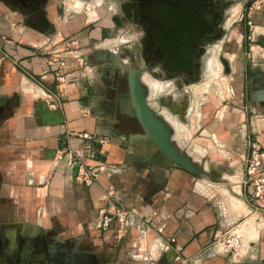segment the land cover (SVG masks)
<instances>
[{"label": "crops", "instance_id": "crops-1", "mask_svg": "<svg viewBox=\"0 0 264 264\" xmlns=\"http://www.w3.org/2000/svg\"><path fill=\"white\" fill-rule=\"evenodd\" d=\"M56 2L50 0L41 25L0 1V170L6 177L11 174L17 183L13 189L21 186L15 195L36 208L43 227L53 225L69 236L87 234L112 254L126 253L137 230L129 227L121 243L114 239L115 221L104 230L98 227L100 210L117 206L149 219L143 226L149 227L151 248L166 264H264V213L253 212L242 182L247 138L264 144V114L220 115L207 124L200 140L225 148L219 153L228 158L215 170L218 177L208 176L202 164L198 175L168 164L150 143L129 139L130 132L120 129L114 112L103 105L99 68L110 62L93 63L92 54L109 50L117 61L121 43L107 41L112 25L93 23L91 10L78 11L68 1L57 13ZM262 9L253 15L256 25L248 36L240 22L237 49L242 37L253 42L264 37V4ZM70 39L77 43L70 45ZM222 41L224 47L229 40ZM52 45L61 48L64 64H47L46 49ZM257 46L264 56V42ZM110 54L104 59L110 60ZM60 67L67 73L64 83L56 78ZM49 94L58 107L48 106ZM262 101L253 98V104ZM69 148L78 149L87 164L104 163L115 170L86 185L76 177L77 165L64 155ZM234 223L245 240L238 252L215 243V235Z\"/></svg>", "mask_w": 264, "mask_h": 264}, {"label": "rangeland", "instance_id": "rangeland-1", "mask_svg": "<svg viewBox=\"0 0 264 264\" xmlns=\"http://www.w3.org/2000/svg\"><path fill=\"white\" fill-rule=\"evenodd\" d=\"M263 4L264 0H227L221 20V24L226 26V33L221 37V40L229 37L225 48L222 47L221 49L223 54L220 55V60L223 66L215 57L219 51L220 42H212L210 48L214 54L206 57L208 69L202 63L203 66L198 78L193 81H183L181 84H177L176 80L170 82L166 79L167 82L165 83L168 85L163 87L162 80L155 75L143 76L147 81L149 102L155 113L169 127L171 139L175 140L179 150L190 157L197 166L199 164L205 166L208 176L214 173L213 176L218 177L215 170H219L228 158L227 154L219 153L222 150L226 152L225 148L220 145L216 146L212 142L200 140L203 134L207 133L205 132L207 124L212 123L214 119L218 120L220 115L228 117L230 115L236 118L237 114H241L245 115L244 118H251L257 112L264 114V104H251L253 98L261 99L262 96L261 89L253 88V90L251 87L258 85L257 78L258 81L264 83V56L260 55L261 51L256 47L252 58L249 50L250 45L260 46V42H264V37H261V41L257 42H253L249 37H242L238 42L239 49L235 46L238 35L242 33L238 30L240 22L244 21V30L248 36L252 31L249 29L247 21L251 20L253 27L256 25L253 15L263 12ZM70 5L72 6V4ZM103 9L105 8L103 7ZM104 13L107 15L108 10H104ZM72 18H77V16L73 14ZM121 27L120 25L112 27L108 42L120 41ZM124 29L127 34L134 33L132 26L126 25ZM249 93H251L252 100ZM173 105L174 107L178 106V110L174 111ZM205 145H208L212 151ZM218 153L219 155H217ZM7 165L9 164H5V169H7ZM1 172L0 170V264H10L5 253L2 229L6 244L8 243L5 236L6 229L15 231L13 246L11 248L7 246L11 252L18 248L17 236L21 240L26 237L31 239H28L27 243L33 242L34 251L31 253L32 249L29 245L26 247V253L27 256L31 253L29 258L33 261L44 262V260L49 259L50 253L53 259H57V257L66 259L70 255L75 257L85 255L95 258L103 264H166L165 260L162 259L163 255L155 258V248L154 250H152L153 247L151 248L148 225L142 226L143 232L136 230L132 234V240H130L131 242L126 247L124 254L117 252V250L112 254L110 250L103 247L102 243L92 240L87 234L69 236L62 233L63 230L55 229L56 227L54 226V228L53 225L43 227L39 224L36 208L29 205L24 197L18 198L15 195L18 191L21 193V186H16L13 189V185H17V183L12 182L14 180H11L13 179L11 174L2 177ZM11 189L14 194L11 193ZM114 239L122 243L125 238L119 232H115ZM229 251L238 252L239 250ZM17 256L14 255L13 259L16 260ZM129 256L132 259H128ZM64 264H69V261L64 262ZM168 264L176 263L170 262Z\"/></svg>", "mask_w": 264, "mask_h": 264}, {"label": "flooded vegetation", "instance_id": "flooded-vegetation-1", "mask_svg": "<svg viewBox=\"0 0 264 264\" xmlns=\"http://www.w3.org/2000/svg\"><path fill=\"white\" fill-rule=\"evenodd\" d=\"M0 1L27 14L31 22L45 24L43 18L50 0ZM66 1L69 5L72 4L70 6L73 8L78 7V11L91 10L93 18L90 17V20L93 23L100 24L104 20L112 27L122 26L121 44L117 55H114L118 57L117 61L104 59V55L110 54L109 50L95 51L92 57L93 63L98 60L110 62L99 68L102 79L100 91L104 96L103 105L105 109L114 112L120 129L127 132H141L140 125L136 118H132L127 110L124 111L121 107L125 109L128 102L132 104L143 96L152 108L147 96V81L143 76L155 75L162 80L163 87L168 85L165 83L166 79L170 82L176 80L177 84L197 79L203 64L208 69L206 57L214 54L210 44L221 43V37L226 33V26L221 24V20L227 0H57L55 4L57 13H59L58 7L61 9ZM106 9L107 15L104 13ZM126 25L132 26L134 33H125ZM105 35L107 36L108 33ZM221 49L222 45L219 46L215 56L220 63V55L223 54ZM257 82L258 85L255 87L252 85V89H261L264 85L262 81H258V78ZM251 93L249 94L252 100ZM261 99L263 101L258 104H264V94ZM251 102L253 104V101ZM172 108L174 111L178 110V106L173 105ZM5 174L1 172L2 177ZM2 237L10 264L49 263L50 257L44 262L30 260L29 257L35 247L32 241L27 243L30 238L21 240L17 236L18 248L11 252L7 248L3 229ZM29 245L32 251L27 256L26 247ZM14 255H18L16 260L13 259ZM72 256L70 255L69 259L74 264L75 260L71 259Z\"/></svg>", "mask_w": 264, "mask_h": 264}, {"label": "built area", "instance_id": "built-area-1", "mask_svg": "<svg viewBox=\"0 0 264 264\" xmlns=\"http://www.w3.org/2000/svg\"><path fill=\"white\" fill-rule=\"evenodd\" d=\"M242 17V16H241ZM249 29L252 31L253 26L251 20L247 21ZM70 45H75V40L67 41ZM261 49L258 46L250 45L249 50L251 57L253 58L254 48ZM259 51V50H258ZM47 64L49 66H55L57 63L64 64V60L60 54L58 46L52 45L46 49ZM67 73L62 71V68H57L56 78L59 83H64ZM53 94H49L46 97V102L49 107H58V100L54 98ZM82 136L87 138L89 135L87 132H82ZM104 142L105 140H100ZM67 156L69 164L77 165L76 177L80 179L84 184L90 185L95 181L99 175L109 173L115 170L114 167L108 166L104 163L87 164L83 162L80 151L75 148H69L64 152ZM242 171H243V186L245 187V199L249 203L253 212L264 213V144L263 142L255 138H247L246 140V153L242 156ZM109 190L112 189L111 185H108ZM139 215L134 209H124L117 206L112 208H102L100 210V218L98 220V227L106 229L109 227L112 221L116 222V232L120 235H125L129 227L134 226L140 232H143V223L149 225V219H139ZM215 243L220 244L225 250L238 251L245 245V240L241 231L239 223L232 224L225 232L220 235H215ZM170 241H174V238H170ZM168 248L166 244L164 246Z\"/></svg>", "mask_w": 264, "mask_h": 264}, {"label": "water", "instance_id": "water-1", "mask_svg": "<svg viewBox=\"0 0 264 264\" xmlns=\"http://www.w3.org/2000/svg\"><path fill=\"white\" fill-rule=\"evenodd\" d=\"M111 55L112 54H110V60L113 62L114 60ZM261 92L264 94V85L261 88ZM3 100L4 99H0V104ZM121 109L124 111L127 110L128 114H130L132 118H136L140 125L141 132H130L129 139L134 137L135 139H141L150 143L154 152L161 153L160 156L162 160L167 161L168 164H175L180 168L194 174L200 173L202 171V168H199L190 157L181 152L175 144V141L171 140L169 127L147 104L143 96H140L138 100L133 101L132 104L128 102L125 106V109L124 107H121ZM49 256L50 260L48 264H64L62 258L60 259V257H57V259H53L50 253ZM74 264L103 263L99 262V260H96L95 258L86 256L79 259Z\"/></svg>", "mask_w": 264, "mask_h": 264}, {"label": "bare ground", "instance_id": "bare-ground-1", "mask_svg": "<svg viewBox=\"0 0 264 264\" xmlns=\"http://www.w3.org/2000/svg\"><path fill=\"white\" fill-rule=\"evenodd\" d=\"M219 67H220V66H219ZM14 233H15L14 230L6 229L5 236H6V238H7V241H8L7 246H8L9 248H11V247L13 246V238H14V236H15ZM84 257H86V256H81V257H80V256H77V257L72 256L71 259H74L75 262H76V261H78L79 259L84 258ZM75 258H76V259H75ZM62 261H63V262H67V261H69V264H73V262H71V260L69 259L68 256L66 257V259H63Z\"/></svg>", "mask_w": 264, "mask_h": 264}]
</instances>
